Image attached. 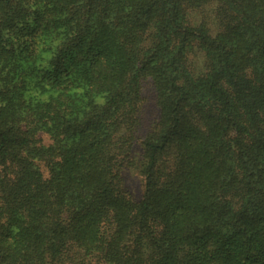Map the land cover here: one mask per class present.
Masks as SVG:
<instances>
[{
	"label": "trees",
	"instance_id": "trees-1",
	"mask_svg": "<svg viewBox=\"0 0 264 264\" xmlns=\"http://www.w3.org/2000/svg\"><path fill=\"white\" fill-rule=\"evenodd\" d=\"M0 264H264V0H0Z\"/></svg>",
	"mask_w": 264,
	"mask_h": 264
},
{
	"label": "rangeland",
	"instance_id": "rangeland-1",
	"mask_svg": "<svg viewBox=\"0 0 264 264\" xmlns=\"http://www.w3.org/2000/svg\"><path fill=\"white\" fill-rule=\"evenodd\" d=\"M151 82L147 80L143 84V93L144 96H146L149 100V103L145 105L144 107V114H145V120L148 122L151 120V117L153 116V107L150 104V100H152V94H151ZM128 185L133 190V192L138 193L140 190L141 181L138 176H136L134 173H130L128 176Z\"/></svg>",
	"mask_w": 264,
	"mask_h": 264
}]
</instances>
